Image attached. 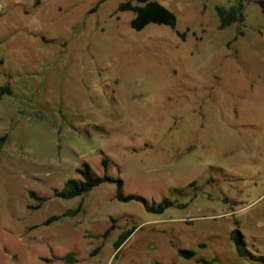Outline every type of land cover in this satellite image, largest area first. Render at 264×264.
<instances>
[{
	"label": "rangeland",
	"instance_id": "374dc122",
	"mask_svg": "<svg viewBox=\"0 0 264 264\" xmlns=\"http://www.w3.org/2000/svg\"><path fill=\"white\" fill-rule=\"evenodd\" d=\"M125 1L0 0V264H264V0H156L175 28L139 31ZM83 164L174 205L56 197Z\"/></svg>",
	"mask_w": 264,
	"mask_h": 264
},
{
	"label": "trees",
	"instance_id": "16d2710c",
	"mask_svg": "<svg viewBox=\"0 0 264 264\" xmlns=\"http://www.w3.org/2000/svg\"><path fill=\"white\" fill-rule=\"evenodd\" d=\"M39 0H35L37 4ZM263 12H264V1L260 2ZM241 4L232 5L228 9H225L221 6H216L215 10L219 17L218 28L223 29L233 23L241 22L243 20V14L241 12ZM118 11H132L133 17L130 19V27L134 30H142L146 25L150 23L154 24H163L171 27L172 29L176 26V15L173 11L168 9L165 5L156 0H126L122 2L118 8ZM176 34L182 40L186 37L185 31L176 30ZM9 92L7 87L3 88ZM6 136L0 138V141H3ZM105 164V162L103 161ZM105 173L103 175L94 174L87 164L81 165V167L76 169L78 173V178H69L65 181L61 190L55 192V196L62 199H70L77 196H81L86 192L90 191L92 188L100 185L105 182H114L116 183V193L115 198L118 201L128 202V201H137L142 203L147 211L153 213H162L165 209L174 205V201L164 198L159 202L149 203L145 198L135 195V194H123L122 180L120 178H112L106 173V167L104 168ZM184 206V204H180ZM78 210L67 211L64 215L75 214ZM57 219V217H51L47 219L44 223L48 224L51 221ZM111 228L105 230L104 235H108ZM136 226L133 225L128 229L122 230L117 239L113 242L114 250H118L120 246L132 235ZM230 240L236 246L238 252L242 255L244 253V242L243 235L238 228H234L230 231ZM177 254L183 258H191L195 252L191 249H178ZM204 263H207L205 260H202ZM154 264H162L155 262Z\"/></svg>",
	"mask_w": 264,
	"mask_h": 264
}]
</instances>
